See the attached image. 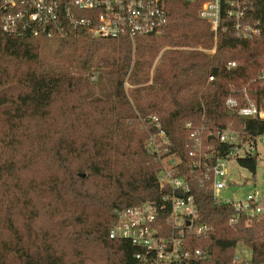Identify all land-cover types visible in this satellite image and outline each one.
Here are the masks:
<instances>
[{
  "label": "trees",
  "instance_id": "1",
  "mask_svg": "<svg viewBox=\"0 0 264 264\" xmlns=\"http://www.w3.org/2000/svg\"><path fill=\"white\" fill-rule=\"evenodd\" d=\"M205 1L168 0L161 34L135 44L66 21L51 38L9 35L0 14V264H145L142 250L109 231L118 211L163 195L147 148L153 115L186 165L188 122L264 134V119L229 115L227 106L229 97L246 105L247 93L264 111V0H247L246 21L261 27L252 39L237 35L223 0L217 42L199 16ZM199 46L215 51L182 49ZM209 143L219 151L212 162L228 153ZM257 161L238 163L255 175ZM189 175L198 221L211 229L189 239L202 255L183 264H232L241 243L251 264H264V214L237 215L209 180Z\"/></svg>",
  "mask_w": 264,
  "mask_h": 264
},
{
  "label": "built area",
  "instance_id": "2",
  "mask_svg": "<svg viewBox=\"0 0 264 264\" xmlns=\"http://www.w3.org/2000/svg\"><path fill=\"white\" fill-rule=\"evenodd\" d=\"M167 3L168 0H0L1 27L9 35L51 38L66 21L75 27L88 26L93 37L127 39L135 44L140 37L161 34L169 18ZM226 4V17L233 21L239 37L252 39L261 35L259 23L246 21L247 0H226ZM222 5L223 0H207L199 10L200 18L211 25L215 42L222 26ZM235 66L236 63L230 62L227 67ZM213 80L210 76L209 82ZM245 99L247 104L240 105L237 99L229 97V111L241 117L251 115L264 119V111L253 106L247 93ZM150 122L154 131L147 148L160 164L158 179L163 195L118 211L109 231L111 239L125 240L138 247L142 252L136 257L145 264H183L200 259L201 250L192 249L189 239L206 235L211 227L198 221L199 210L189 171L190 174L199 172L209 180L214 197L231 205L237 215L252 220L264 214L263 199L258 191L225 202L216 196L228 188L230 160L259 156L264 147V134H250L244 128L233 126L211 131L204 124L197 126L188 122L186 129L193 147L186 165L182 156L171 151L170 138L161 119L153 115ZM211 137L229 147L228 153L215 162L212 159L219 151L209 143ZM251 259L250 249H237L232 264H251Z\"/></svg>",
  "mask_w": 264,
  "mask_h": 264
},
{
  "label": "rangeland",
  "instance_id": "3",
  "mask_svg": "<svg viewBox=\"0 0 264 264\" xmlns=\"http://www.w3.org/2000/svg\"><path fill=\"white\" fill-rule=\"evenodd\" d=\"M167 49L169 48L166 47L161 51L156 62L159 60L163 52ZM182 49H201L209 53H213V49L207 50L200 46L194 48L184 47ZM98 75V72H96L94 74L93 80H96V77ZM125 85L127 88L129 87L128 83H125ZM257 162V170L254 175L248 169L242 167L236 159H231L228 163V188L226 190L219 191L218 193H216V196L225 202L239 200L250 193L258 191L260 194V198L263 199L264 205V147L260 151ZM237 249H249V247L241 243L239 244Z\"/></svg>",
  "mask_w": 264,
  "mask_h": 264
},
{
  "label": "water",
  "instance_id": "4",
  "mask_svg": "<svg viewBox=\"0 0 264 264\" xmlns=\"http://www.w3.org/2000/svg\"><path fill=\"white\" fill-rule=\"evenodd\" d=\"M260 77H264V73H261V74H260ZM228 114H229V115H234V111H229ZM241 118H243V119H248V118H252V116H251V115H246V116H242ZM211 138H212V137H211Z\"/></svg>",
  "mask_w": 264,
  "mask_h": 264
}]
</instances>
